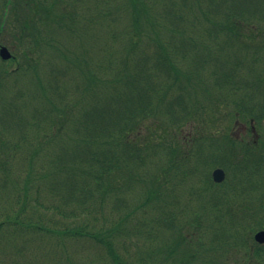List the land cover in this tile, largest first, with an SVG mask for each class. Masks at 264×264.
Segmentation results:
<instances>
[{"label":"trees","instance_id":"obj_1","mask_svg":"<svg viewBox=\"0 0 264 264\" xmlns=\"http://www.w3.org/2000/svg\"><path fill=\"white\" fill-rule=\"evenodd\" d=\"M9 28L0 264H264V136L230 132L264 121V0H0Z\"/></svg>","mask_w":264,"mask_h":264},{"label":"rangeland","instance_id":"obj_2","mask_svg":"<svg viewBox=\"0 0 264 264\" xmlns=\"http://www.w3.org/2000/svg\"><path fill=\"white\" fill-rule=\"evenodd\" d=\"M240 1H242V0H240ZM157 5L159 6V3ZM24 11H25V9H24ZM79 12L80 11L78 10V14H79ZM124 23H127V21H125V19H123L120 22V24H124ZM14 31L15 30L9 28L7 33L6 32L3 33L1 35V37H0V41L6 43V45H3V46H6L9 49L11 55L13 57H16V60L14 61V63H10L9 62V63H5L4 64L0 60V118H1V115L3 114V112H4V109H5L3 98H8V94L7 93H10V96H12L14 93L19 91V89H26L25 87H20V86H24L29 80V77L28 78L25 77V76H28L27 73L24 74L23 76L20 75L16 79L9 78V77L7 78V75H6V72L8 70L14 71L17 67H20V64H22V61L20 59L22 54H20L21 52H19L20 51L19 48L14 45V40L11 37V36H13ZM101 34H106L107 36L109 35L105 31H101ZM109 37H110V35H109ZM109 37H107V38H109ZM115 38H117V36H115ZM11 43H13L14 47H11L12 46ZM84 43H85L84 41L81 42V44H84ZM70 44H71V41H68L66 43V45L68 47H69ZM119 45L122 46V43L121 44L119 43ZM0 46H2V45L0 44ZM108 46L116 48V46L114 45L113 41L110 40V39L108 41ZM74 47H75V43L73 42L72 47H70L71 50L75 51L76 48H74ZM81 47H84V46L81 45ZM235 47H236L237 51L240 50L239 44H236ZM119 52L121 53L122 51L119 50ZM94 53H97V51H93L92 52V54H94ZM48 54H49L48 58H47V54L45 55V57L43 56L41 58L43 60L39 61L40 65H44L46 63V61H48L50 59L51 54L50 53H48ZM4 62H7V61H4ZM50 62H51L52 65L55 64V63H60V61L58 59L54 58V56L51 58ZM207 69H209V66H207L205 70H207ZM206 73H207V71H206ZM42 77H43V74H42ZM10 82L18 83V84L16 86H10L11 85ZM7 102L8 101H6V103ZM231 127H232L231 130H230L231 134L233 136H235L236 138L240 139V140H244L245 142H251L255 138L260 137V135L264 136V121H262L260 123V125H257V124H255L253 122H251V124H245L243 121H238V122L237 121L236 122L232 121L231 122ZM213 149H215V148H212V149L209 150L210 154H213L212 153ZM192 210H195V207L194 208L191 207V211ZM242 253L243 252H239V253H235V254H229L228 261H227V259H226V261L227 262H237L236 264H241V262L243 261V255H241Z\"/></svg>","mask_w":264,"mask_h":264},{"label":"water","instance_id":"obj_3","mask_svg":"<svg viewBox=\"0 0 264 264\" xmlns=\"http://www.w3.org/2000/svg\"><path fill=\"white\" fill-rule=\"evenodd\" d=\"M11 54L8 49L4 46H0V59L7 61L11 59ZM225 179V173L222 169L217 168L212 172V180L215 183H221ZM254 241L258 244H264V230H260L254 234Z\"/></svg>","mask_w":264,"mask_h":264}]
</instances>
